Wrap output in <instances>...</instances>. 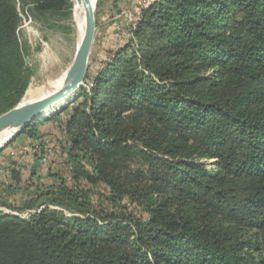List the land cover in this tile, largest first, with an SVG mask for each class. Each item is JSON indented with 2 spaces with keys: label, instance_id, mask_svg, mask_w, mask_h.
Masks as SVG:
<instances>
[{
  "label": "trees",
  "instance_id": "1",
  "mask_svg": "<svg viewBox=\"0 0 264 264\" xmlns=\"http://www.w3.org/2000/svg\"><path fill=\"white\" fill-rule=\"evenodd\" d=\"M20 22L0 0V114L30 81ZM62 115L48 159L38 127ZM19 135L38 152L25 178L10 161L0 202L34 211H0V264H264V0L142 5L73 100Z\"/></svg>",
  "mask_w": 264,
  "mask_h": 264
},
{
  "label": "rangeland",
  "instance_id": "2",
  "mask_svg": "<svg viewBox=\"0 0 264 264\" xmlns=\"http://www.w3.org/2000/svg\"><path fill=\"white\" fill-rule=\"evenodd\" d=\"M150 1L152 0L96 1L94 11L95 34L89 53L86 75H92L107 57L108 52L125 42L129 33V24L134 23L140 7ZM16 7L21 18L19 27L20 39L22 42L25 41V45L28 47L25 63L31 71L29 84L18 102L20 103L28 89L38 88L61 76L68 69L75 53L76 40L72 10L73 0L69 14H45L39 18H34L30 13L31 5H23L19 0H16ZM83 86H85V79ZM56 131V135H59V130ZM17 137L20 139L19 143L21 144L26 141L23 135L19 136L18 134ZM8 145L9 143L7 142L0 148V166L4 162V158L10 159V157H14L9 154ZM30 147L28 148L29 151ZM47 149L52 151L50 145H48ZM50 151H47V157L48 159H54L55 156ZM27 153H19L16 158L24 159V157L29 155ZM55 169L64 172L61 167H53V170ZM43 175L42 182L50 183L45 174ZM19 195H14L16 196L15 198L11 197L12 200L15 199L16 201L13 206L16 208L15 210L5 207L1 202L0 207L9 210L10 214L25 218L34 209L25 208L20 210L19 208L23 206L25 201H23L24 194Z\"/></svg>",
  "mask_w": 264,
  "mask_h": 264
},
{
  "label": "water",
  "instance_id": "3",
  "mask_svg": "<svg viewBox=\"0 0 264 264\" xmlns=\"http://www.w3.org/2000/svg\"><path fill=\"white\" fill-rule=\"evenodd\" d=\"M77 1L81 3L84 9L85 26L81 41L66 71L64 81L56 91L29 103H18L8 111L0 114V129L6 126L15 129L14 134L7 141L8 143L36 120L45 119L60 112L61 108L70 103L83 86L95 34L94 11L96 3L95 0Z\"/></svg>",
  "mask_w": 264,
  "mask_h": 264
},
{
  "label": "crops",
  "instance_id": "4",
  "mask_svg": "<svg viewBox=\"0 0 264 264\" xmlns=\"http://www.w3.org/2000/svg\"><path fill=\"white\" fill-rule=\"evenodd\" d=\"M63 120L64 118L61 117V119H58L57 121H49L38 127L40 133L43 136L41 142L44 144V149H46L47 151H50L47 149L48 145H50L52 149V151L50 152H52L53 156L56 155L57 153L56 148H59L60 144L63 143V135H62V132L60 131L61 123L63 122ZM56 130H59L58 131L59 135H56V132H57ZM23 138H25L24 140H26L24 142L25 144L19 143L20 139H18L17 136L9 142V145L7 148H9V154L14 157H10V159L4 158V162L0 166V188H4V190L6 189L7 184L12 183V181L6 174V169L10 166V161H14L15 165L20 168L21 174L25 178L28 174L30 167L33 165V162H34L33 154L38 152L36 141L29 140L25 136H23ZM28 145L29 147L31 146L30 151L28 150L29 148ZM24 152L25 153L28 152L27 154L29 155H27V157H24V159L16 158L19 153H24ZM3 195H6V192H4Z\"/></svg>",
  "mask_w": 264,
  "mask_h": 264
},
{
  "label": "bare ground",
  "instance_id": "5",
  "mask_svg": "<svg viewBox=\"0 0 264 264\" xmlns=\"http://www.w3.org/2000/svg\"><path fill=\"white\" fill-rule=\"evenodd\" d=\"M97 0H95L96 3ZM73 23L75 28V40L76 46L75 51L81 41L85 26V13L84 9L77 0H73ZM67 71V70H66ZM66 71H64L61 76L55 78L54 80L38 87L30 88L26 91L20 104L29 103L31 101L42 98L54 91H56L63 83ZM15 129L11 126H6L0 129V148L8 141L9 138L14 134Z\"/></svg>",
  "mask_w": 264,
  "mask_h": 264
},
{
  "label": "built area",
  "instance_id": "6",
  "mask_svg": "<svg viewBox=\"0 0 264 264\" xmlns=\"http://www.w3.org/2000/svg\"><path fill=\"white\" fill-rule=\"evenodd\" d=\"M0 211H3V212H5V213H11V212H9V210H7V209L4 208V207H0Z\"/></svg>",
  "mask_w": 264,
  "mask_h": 264
}]
</instances>
